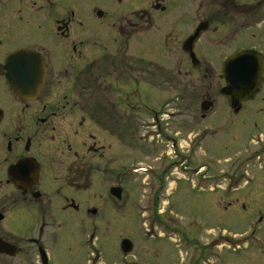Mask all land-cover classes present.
I'll list each match as a JSON object with an SVG mask.
<instances>
[{
  "label": "flooded vegetation",
  "instance_id": "obj_1",
  "mask_svg": "<svg viewBox=\"0 0 264 264\" xmlns=\"http://www.w3.org/2000/svg\"><path fill=\"white\" fill-rule=\"evenodd\" d=\"M194 2L0 0V239L23 255L21 264H61L49 253L45 238V230L50 229L56 246L65 229L61 224L49 225L50 215L56 214L73 218L74 231L90 229L89 257L77 263L98 264L99 249L92 242L102 226H85L86 219L96 218L100 202L128 206L129 181L125 180L131 170L123 119H129L132 106L140 111L141 105L131 102L130 85L141 89L151 85L146 79L149 67L161 66V54H157L158 63L145 60L153 53L146 50L145 36L161 32L162 14L169 9L191 8L192 15ZM253 4L260 9L257 15ZM220 10L223 19L210 35L220 40L247 38L252 44L238 52L254 50L263 59L264 0H221ZM242 13L244 18L239 16ZM233 15L240 19L234 22ZM210 22L200 20L194 27L185 18L187 34L176 44L171 35L172 47L165 46V57L179 52L180 62L194 70L183 45L200 24L206 31L202 35L208 34ZM21 50L31 51L41 61V77L35 83L27 82L24 60L6 66L8 57ZM8 71L20 93L8 84ZM204 100L211 103L208 111L215 106L210 96ZM242 105L237 110L228 108L239 117ZM114 189L119 190L118 197L112 195ZM261 195L258 186L247 198L249 205L232 201L233 208L239 206L238 232L208 242L206 254L222 246L236 257L235 264H264ZM8 225L15 231L30 230L11 234Z\"/></svg>",
  "mask_w": 264,
  "mask_h": 264
},
{
  "label": "rangeland",
  "instance_id": "obj_2",
  "mask_svg": "<svg viewBox=\"0 0 264 264\" xmlns=\"http://www.w3.org/2000/svg\"><path fill=\"white\" fill-rule=\"evenodd\" d=\"M220 5L221 0L216 4L212 0H195L192 15L191 8L169 9L167 14H162V26H158L161 32L152 31L145 36L146 50L153 52L145 60L158 63L157 54H161V69L149 67L146 79L151 85L146 84L143 89L130 85L131 102L141 105L140 111L132 106L129 119H123L133 172L125 180L129 181L128 206L124 209L121 205L100 202L96 218L86 219L85 226L90 223L102 226L92 242L99 249L98 264H235L236 257L226 248L217 247L208 255L205 245L221 235L234 237L238 232L239 206L232 207L234 199L249 205L248 196L259 186L263 200L258 208L264 204V75L260 94L253 102L242 105L239 117L232 115L219 94L224 85L221 66L228 57L252 43L243 37L220 40L210 35L211 29L223 19ZM259 11L256 8L255 14ZM239 16L245 17L243 13ZM239 16H232L234 22ZM185 18L194 27L200 20L212 21L208 34L202 35L195 45L199 66L194 70L186 67L184 57V62H180L179 52L175 51L170 59L164 55L165 46L172 47L171 35L176 44L187 34ZM132 78L131 72L130 83ZM206 95L214 99L215 106L202 112L200 104ZM166 98L171 102L161 107L162 113L159 107ZM161 113L156 123L160 135L149 143L148 135L153 128L141 125L148 123L150 116L155 120ZM256 153L262 158L259 162ZM179 163L184 168L173 172L176 170L172 168ZM143 168H152L150 175ZM196 171L200 173L195 174ZM202 176L206 179H201ZM72 222L71 217L50 215L49 225L65 226L56 246L50 239L52 231L45 230L49 253L61 264H78L79 258L90 254L86 245L81 246L89 239L90 229L74 231ZM239 225L244 227L243 222ZM7 229L16 235L30 230L27 227L15 231L9 225ZM123 238L133 244L129 254L120 251ZM22 258L23 255L9 260L2 258L0 264H21Z\"/></svg>",
  "mask_w": 264,
  "mask_h": 264
},
{
  "label": "water",
  "instance_id": "obj_3",
  "mask_svg": "<svg viewBox=\"0 0 264 264\" xmlns=\"http://www.w3.org/2000/svg\"><path fill=\"white\" fill-rule=\"evenodd\" d=\"M204 25H200L194 34L186 40L183 45V51L187 52L196 65L197 61L193 54V45L199 38ZM25 61V70L27 72L28 81L31 84L40 80L41 61L31 52L21 50L16 54L11 55L6 60V66H13L16 61ZM261 67L262 60L258 53L252 51H244L228 58L222 67V77L225 82V87L220 90L223 98L226 99L231 109L237 110L240 104L247 101H252L254 96L258 93L261 85ZM7 79L14 90L20 93V89L13 86L11 81V74L8 71ZM211 103L204 101L201 103V111L205 112L209 109ZM119 190H114L113 196L118 197ZM1 219V216H0ZM121 250L127 254L132 250V244L128 240H123L121 243ZM0 254L8 257H15L17 254L16 248L0 239Z\"/></svg>",
  "mask_w": 264,
  "mask_h": 264
}]
</instances>
